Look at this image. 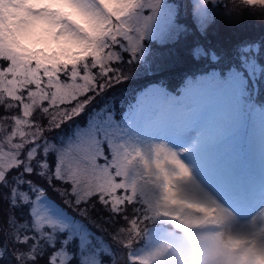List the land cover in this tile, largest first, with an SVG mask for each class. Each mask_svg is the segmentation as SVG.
Instances as JSON below:
<instances>
[{
  "label": "snow or ice",
  "instance_id": "6c2138e0",
  "mask_svg": "<svg viewBox=\"0 0 264 264\" xmlns=\"http://www.w3.org/2000/svg\"><path fill=\"white\" fill-rule=\"evenodd\" d=\"M164 3L26 0L0 34V264H264V38L193 46L205 68L168 83L149 75L150 43L175 38ZM184 10L208 32L264 0ZM37 26L82 55L26 54ZM257 123L255 179L242 141Z\"/></svg>",
  "mask_w": 264,
  "mask_h": 264
},
{
  "label": "rangeland",
  "instance_id": "374dc122",
  "mask_svg": "<svg viewBox=\"0 0 264 264\" xmlns=\"http://www.w3.org/2000/svg\"><path fill=\"white\" fill-rule=\"evenodd\" d=\"M187 2L188 0H165V3L163 5L159 17V22H160L159 26L164 27L165 29L171 31L175 38L169 39L163 45L159 44L156 41L150 43V47L152 48V52H153V67L157 68L158 70L149 73V75H154L159 71H165L166 69H169V66H175L177 65V63L180 64L183 56L187 57L186 54H188L189 50L193 47L191 45V38L194 35H196V33H195V28L192 26L191 17L185 15L184 5ZM246 12H247L246 15L242 19L243 21L241 22L242 24H238L235 26L229 24L228 27L230 28V32H232L235 29L236 31L235 35L236 36L239 35V39L242 38L241 40L248 37L251 38L257 37L256 39L251 41L264 38V15H260L258 12H253V11H246ZM170 15H174L176 24L183 25L184 26L183 29H179L174 25L167 24V20ZM242 17L239 16V18L236 19V21H239V19ZM221 20H219L214 27L215 33H217L219 29L217 28V25L219 27H224L227 23L230 22V20H228L227 18ZM239 27L242 28L239 29ZM6 29H8L7 21L0 9V34H3ZM211 31L212 29H210L208 32H201L202 35L209 37L210 42H211L210 34H212ZM224 41L227 40L225 39ZM196 46H203V45L196 44ZM234 47L235 44L232 47L226 46L223 48V50L225 51V53H228L229 51L233 50ZM183 50H185V52L181 56H179L180 55L179 52H182ZM256 119L258 121V110H257ZM254 133L256 136H253ZM257 135H258V123L255 132L253 127L249 126V128L243 134L244 138L242 141V147L244 153V163H246L247 161H252L253 159V156L251 154L252 151L253 152L259 151ZM249 146L251 147L252 151L249 149ZM251 171L253 174L255 172L254 176L256 175L255 178L258 179V173L256 174V170L251 169Z\"/></svg>",
  "mask_w": 264,
  "mask_h": 264
},
{
  "label": "clouds",
  "instance_id": "9594fccd",
  "mask_svg": "<svg viewBox=\"0 0 264 264\" xmlns=\"http://www.w3.org/2000/svg\"><path fill=\"white\" fill-rule=\"evenodd\" d=\"M31 3L32 0H28V4L30 5ZM4 12L6 15L15 13L16 20L21 18H24L25 20L28 19L23 7L19 10L5 7ZM9 23H13L11 18ZM55 31H58V29H55ZM26 37L27 34L21 35L20 37L22 45L21 50L25 51L26 54L36 56L43 62L64 63L77 58L83 53V46L69 44V38L67 37L56 39L55 37L42 35L39 31V26L33 30L30 37Z\"/></svg>",
  "mask_w": 264,
  "mask_h": 264
},
{
  "label": "trees",
  "instance_id": "16d2710c",
  "mask_svg": "<svg viewBox=\"0 0 264 264\" xmlns=\"http://www.w3.org/2000/svg\"><path fill=\"white\" fill-rule=\"evenodd\" d=\"M181 11H182V8H181ZM246 13L247 12L245 11L242 13V15H240V17H242V16L243 17L240 18L239 21H236V20L230 21L224 27H219L217 25V28H219L217 33H215L214 28H211L212 29L211 32L213 34V35L210 34L211 42H210V39L208 36L202 35L201 32H199L195 29L196 35H194L191 38V45L196 46V44H197V45H203L206 47L223 49L226 46L232 47L234 44L236 45L238 42L251 41V40L256 39L257 37L256 38L248 37V38H244L243 40H241L242 38L239 39V35H237V36L235 35L236 34L235 29L232 32H230V28L228 27L229 24L233 25V26L238 25V24H242L241 23V22H243L242 19L244 18ZM241 28L242 27H239V29H241ZM215 34H217V35H215ZM225 39L227 41H224ZM234 41H236V42H234ZM184 52H185V50H183L182 52H179L180 53L179 56H181ZM181 60L182 61L180 64L177 63V65H175V66H169V69H166L165 71H159V72L155 73L154 76H157L160 79L165 80L168 83H174L175 81H178L180 79L181 75L185 72H187L188 75H191L193 72L199 74L200 71H202L205 68V65H203V64L193 65V64L189 63L185 56H183V58ZM126 86H128V85H125V87Z\"/></svg>",
  "mask_w": 264,
  "mask_h": 264
},
{
  "label": "bare ground",
  "instance_id": "6f19581e",
  "mask_svg": "<svg viewBox=\"0 0 264 264\" xmlns=\"http://www.w3.org/2000/svg\"><path fill=\"white\" fill-rule=\"evenodd\" d=\"M26 2V0H2V2H0V9L2 11V14L5 16L6 21H7V27L9 28L10 26H19L23 23H26V20L24 18H21L19 20L15 19V13H11L9 15H6L4 12V8L8 7L10 9H17L19 10L20 8L23 7V4ZM12 6V7H11ZM10 18L13 20V23L10 24L9 20ZM253 136H256L255 133L253 134ZM258 136V135H257ZM249 149L252 151L251 147L249 146ZM253 159L252 161H247L246 163H244V171L246 173V175H248L251 178H255L254 174L252 173L251 169L256 170V174L258 173V178H259V174H260V159H259V151L256 152H251ZM251 168V169H250ZM256 179V178H255ZM257 217H260V213H257ZM257 223H259V221H257Z\"/></svg>",
  "mask_w": 264,
  "mask_h": 264
}]
</instances>
